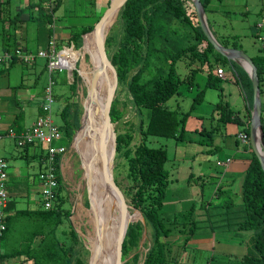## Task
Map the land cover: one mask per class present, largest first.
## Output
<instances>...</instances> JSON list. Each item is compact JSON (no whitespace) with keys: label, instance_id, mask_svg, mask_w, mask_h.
Here are the masks:
<instances>
[{"label":"trees","instance_id":"16d2710c","mask_svg":"<svg viewBox=\"0 0 264 264\" xmlns=\"http://www.w3.org/2000/svg\"><path fill=\"white\" fill-rule=\"evenodd\" d=\"M61 1L37 0L31 2L32 16L30 20L37 23H51ZM207 1L201 0L204 6ZM47 3L48 5H46ZM18 16L17 14L7 20L11 29H14L18 22ZM118 16L123 20L122 36L117 39L116 35H108L106 51L116 68L118 84L124 85L128 90L130 100L139 116L143 115V108L149 110L148 119L145 123L144 119L140 117L141 121L137 125L134 126L130 123L131 126L122 132L119 131L118 126L115 127L117 133L115 157L116 159L125 158L127 164L126 178L129 180L122 193H124L131 207L140 211L144 221L143 223L141 221L130 223L128 226L122 246L123 259L125 260L123 264H163L166 259V249L169 247V241H167L169 237L180 236V239L175 240V242L180 241L181 244H179L185 246L196 232L197 220H194L191 210L189 211L191 215L187 212L184 214L179 212L167 214L163 211L169 183V171L165 167L167 151L162 146L148 145V139L150 137L181 138L185 116H178L174 110L168 109L165 103L177 93L179 84L185 79L189 85L192 84L195 73L204 67L207 68L205 87H213L218 76L212 72V64L219 62L227 64L228 60L214 50L201 32L191 0H127ZM180 26L188 29L184 32L192 38V41L173 51L164 53L163 60L166 61V64L163 65L161 62L158 65L156 54L161 52L160 47L168 38L178 33ZM8 28L4 22L0 26V48L10 50L23 45L28 51H31L26 46L29 44L28 41L25 44L18 43L16 32L10 31ZM92 28L93 25L82 27L76 32L71 31L69 43L79 48L82 44V34L91 31ZM223 45L227 46L228 44L225 42ZM231 45L237 47L234 41ZM182 56L188 58L187 64H196L188 71L185 79L180 78L176 69V63ZM252 59L257 67L260 83L261 77L264 76V55H257ZM16 62L13 59L8 65L11 66ZM230 63L237 80L240 82L239 84L245 90L239 66L233 62ZM149 65L155 67V72L150 78H145L144 72ZM245 75L247 84L252 91L250 78L247 74ZM79 78L78 72L73 70L72 81L68 87L72 94L77 91ZM203 92L204 89L197 93L196 101L203 97ZM64 97L67 98L68 96ZM117 105L118 100L115 97L110 110L113 124H117L122 115V111L118 109ZM249 105H252V98L249 99ZM216 109L221 121L243 124L237 113L231 111L226 102L219 101L216 104ZM81 113L82 105L78 101L63 103L60 109L64 121L62 127L70 138H73L75 131L79 128ZM23 116L22 112H19L11 125L10 130H13L15 134L24 131L22 130ZM248 116L242 131L249 135L250 114ZM261 122L264 134L263 115ZM202 129L207 131L206 128ZM135 130L139 132L140 138L138 142L131 145L134 138L132 132ZM214 130H216L215 127L209 131L213 132ZM246 148L252 150L249 143L246 144ZM118 165L119 162L114 165V170L118 169ZM56 175L58 188L53 207L51 209L39 208L16 211L15 213L22 214L20 231L23 237L17 247L0 252V260L8 262L10 258L23 256L24 260L31 261V264H86L82 255L88 254L89 251L83 248L81 238L71 224V210L67 197L62 194L64 181L59 166H57ZM223 185L219 184L217 195L225 192L222 189ZM241 191V203L238 208V220L234 224V231L251 232L253 253L235 258L233 263L264 264V171L253 151L243 177ZM10 205L9 201V211L12 210ZM115 205L118 207L117 204ZM210 205L211 202H201L198 205L200 207L199 212L205 214ZM223 206L232 207L233 203L229 199L223 202ZM223 214L225 220L233 218L232 210L225 211ZM210 218L209 216L208 219ZM11 220L12 217L7 216L6 229L0 235V240L7 237L10 229L8 222ZM144 232L148 234V239L143 245L147 250L143 253L139 252V245Z\"/></svg>","mask_w":264,"mask_h":264},{"label":"rangeland","instance_id":"374dc122","mask_svg":"<svg viewBox=\"0 0 264 264\" xmlns=\"http://www.w3.org/2000/svg\"><path fill=\"white\" fill-rule=\"evenodd\" d=\"M108 1L109 0H62L59 9L55 13V16L56 19L62 20L63 18L62 16L65 15V23L68 24L67 21H69L71 25L69 31L76 32L82 27H88L92 25L94 26V24L97 22V20L100 18V16L104 13L106 8L108 7ZM215 3L218 6H220L221 9L226 7V9L230 12L229 13L230 17L229 18L222 17V19L220 20V24L223 25V28L225 27L227 31L231 30L233 27L236 34H238V36L233 37L234 38L233 41L235 42V45L237 47L243 46L244 49H255L258 55H264V45L262 41H260L257 38V36L251 35L250 32L248 31V28L246 27L248 26V24L254 25L257 20H260L262 23L261 25H263V28L259 30V34L261 36H264V10H263L264 6L262 5L264 3V0H249L248 8L250 7L253 8V11L248 9V14L245 13L246 11L244 9V1L218 0V2ZM257 6L259 8L261 6L260 8L261 10H259ZM209 16L210 14H208V17ZM56 24H58V22H56ZM122 27H123V20L119 16H117L115 22L110 27L108 35L111 34L116 35L117 39H120L122 36L121 34ZM256 28H257V23L253 26V30ZM179 29L180 30L176 35H173L171 36V38H168V40L164 42L163 46L160 47L161 52L158 53V55L156 54V59L158 60L156 62H158L157 63L158 65H160L161 62L163 65L166 64V61L163 60L164 53L173 51L179 46L185 45L190 41H192V38L187 33L184 32L188 30L186 27L180 26ZM30 35L31 33L28 36L31 37ZM218 39H219L218 41H220L221 43H225L221 38ZM70 45L71 43L69 44V46ZM72 49L81 52L80 47L76 48L73 45ZM73 53H75V51ZM188 61L189 60L186 56H182L181 59L178 60L176 63V69L181 79H185L188 71L191 68L195 67L196 65L190 63L187 64ZM66 62L67 61L65 60V57H63V63L66 64ZM74 62H76V67L80 71L81 76L83 72L88 73V76H90L91 70H90V66L88 65L89 58L86 54L78 55V57H75ZM206 69L207 68L204 67L203 69H200L196 72L194 76L196 82L194 81L193 78V83L191 84L192 87L190 90L188 86L189 82L185 79V81H183L181 84L178 85L179 87L177 93L173 95L165 103L168 109L174 110L178 114V116H185V119L183 121L184 130L182 137L181 138L171 137V139L150 137L147 143L148 145L153 147L162 146L167 151V159L165 162V167L169 171V183L165 194V200L167 199L171 200L173 196V193H171L169 190L171 191L174 190L173 191L174 195L177 197L181 195L182 192H183L182 195H185L186 191L188 192V190L190 192L194 190L195 192V194L191 192L194 202L189 201L184 203L183 206L185 210L179 211V213L184 214L185 212H187L190 213V215L191 212L189 211L191 210L193 212L192 213L193 218L194 220H197L196 222L197 227H195L196 232L193 235V237L195 236L194 240H192L193 237L192 239L190 238L189 240L192 241L190 242L188 240L189 243L187 242L185 246L180 245L181 244L180 241L173 245L171 244V242H169L168 245L169 247L166 249V259L163 264H207L208 262L210 263L211 260L210 252L207 253L204 259V257L202 256L203 254L201 252V249L195 245L197 244L195 240L196 238L203 236L202 234L205 233L206 234L205 238H209V241L205 243L209 244L212 238V232H216V231L226 232L227 237H231V236L235 238L237 237L234 234L232 235L231 233L234 232V227H235L234 224L238 220L237 214L239 213L238 208L240 205V203L237 202L238 198H236V196L232 195L229 192L227 193L226 191L222 192L219 195L215 194L213 197L211 196L212 195L211 192H210L211 195L206 193V192L209 193V191H205L206 185L207 186L210 185L211 186L210 188H214L216 185L210 184V182L207 183L206 181H210V180H206V178L208 179L211 178L210 177L204 178L202 174L198 173L199 170L197 168H199V165L203 166V164L200 163L202 161V157L200 158V152L198 153V150L201 148L208 149L209 147H214L216 142L215 137L221 134L223 135L222 138L224 139L226 137H231V135L234 136V133H236L238 130L242 129L243 127L239 123L233 121L223 122V120L222 121L213 120L212 119L213 117L217 118V116H220L218 110L216 109V104L219 101L223 103L229 101L233 109L236 112L239 111L240 119H243V117H245L247 112L246 104L247 102H249V99L252 98V95L250 92V88L245 87L244 90L243 87H241V85L239 84L240 82L237 80L236 76L230 70V68L227 67L225 63L219 62L217 64L215 63L212 64V72L215 73L217 76H218V72H220L222 76H224V78L223 79L218 78L215 84H213L214 85L213 87L211 86L205 87L203 92V97L196 101L195 96L203 86L201 85L202 84L201 80L205 78ZM9 72L11 76H13L11 77L10 82L12 83L13 86L16 85L15 90L19 89L15 96L17 99V103L19 105L18 113L22 112L24 116L27 114L28 123L31 122L30 119L28 120L29 116H31V118H36L40 115L41 105L43 102V92H44L43 88L48 86L49 78H52L53 80L52 88H51L54 96V103L52 105V117L54 123L59 127L63 136V138L58 142L63 144L65 143V145L69 146L67 153L63 158L62 165L60 167L61 175L64 181L63 183L64 188L62 194L65 197H67L68 205L71 210V216H70L71 224L73 225L75 230L78 231V234L81 238V242L83 244V248L87 249L86 247L89 246L87 236L89 235V233L93 234L94 227L92 222L90 221V216L87 213L88 204L86 205V203H88V199H87L88 197L86 194V182H85L86 179L84 177V171L82 167L83 165L80 155L76 152V149L74 148V145L72 144L71 141L73 138H70L69 134L62 127L64 121L62 120L59 110L60 106L62 107L63 103L66 102L78 101L81 104L85 98V94H86L85 87L87 85L84 82L83 78L79 75L80 78L78 80L76 87L77 91L76 93L72 94L70 88H68L72 79L71 78L69 79L67 75V71L65 69L63 70L61 69L59 71L58 69H56L52 73H49L46 67V59L44 58H36V60L33 63H28V64L16 62L9 69ZM154 72H155V67L149 65L144 72V77L150 78L154 74ZM16 73H20L23 75V79L21 81H19V74H18V78H15ZM19 82H23L21 88H18ZM259 89L261 90V103L262 106L264 107V76L261 77L260 79ZM22 91H25V93ZM60 92H64V95L66 96L68 95V97L65 98L64 95H61ZM246 94L248 95V97H246ZM21 95H26V96H23L21 98ZM115 97H117L118 100L117 107L120 111H122L120 121H118L117 124H114L115 127L118 126L119 131L122 132L123 130L129 128L131 126L130 123L133 124L134 126L137 125L139 121H141L140 117L141 119L142 118L144 119V123L147 121L149 110L143 108L142 109L143 115L139 116L138 112L136 111L134 105L130 100L129 92L126 89V87H124V85L118 84V86H116V92L114 98ZM22 110L25 112L23 113ZM263 121H264V114H263ZM210 126L219 127V128L216 129V131L214 130L212 132L209 131L212 128ZM202 127L204 128L206 127L209 133L207 131L206 132L203 131ZM132 134L134 138L132 139L133 141L131 145L138 142V139L140 138L139 132L137 130H135V132H132ZM65 141L68 143H66ZM240 143L242 144L241 141ZM41 147L44 148L45 145H42ZM223 150L224 149H222V151ZM206 152L210 153V151H206ZM115 160H116L115 164L119 162V165H118V169L114 170V176L116 181L118 182V185L123 190V188H126V186L129 183L128 178H126V174H127L126 160L123 157L118 159H116L115 157ZM15 161H16L15 159L10 160V164H11L10 170L12 172L18 170L19 167L18 166L19 162H15ZM197 162H199L200 164H197ZM20 163L24 167V172L30 171L33 173L34 176L43 174L46 170L45 164L43 162H39V158L29 163L27 161H23V162L20 161ZM193 168H196L197 171L193 172L192 170ZM192 172L194 174H192ZM36 185L33 187L34 191L29 194L31 195L32 193H34L33 195L37 197L40 191L39 190L40 184L38 185V187ZM226 186L227 185L224 184L222 189L223 188L225 189ZM216 189H218V185L216 186ZM202 193H204L203 196L205 197V200L207 202H211V205L207 207V212L205 214L199 212L200 207L198 206L199 205L198 202L200 200V198L198 197H201ZM16 199L17 200L15 201L18 208H26L25 203H23L18 198ZM229 199L232 201L233 206L228 208L224 206L222 207L223 202ZM110 200L115 202L113 197H111L109 201ZM38 203L39 201H37L34 205L30 204L29 210L39 209L40 207ZM231 210L233 211V218L231 220L230 219L225 220L223 213L225 211H231ZM133 211L134 210H131L132 219L139 218V214L134 213ZM209 216L211 217L210 219H208ZM21 218L22 217L19 215L18 220H20ZM21 226L22 224L20 222L19 225L15 224L13 227L20 229ZM245 232L246 234H248L247 231ZM244 236L239 238L243 239ZM178 237L180 238V236ZM17 239H22V238L16 237V239L11 242L12 248L17 247L18 243L21 241ZM147 239H148V234L145 233L144 237L140 241L139 252L144 253L147 250L146 247L143 246L144 243L147 241ZM246 242L248 243L247 239L245 243ZM87 250L89 251V249ZM250 250L251 248L249 249V251ZM82 257L86 261V264H88L90 251L88 252V254H83ZM13 259L14 258H10L8 260V264L13 263Z\"/></svg>","mask_w":264,"mask_h":264},{"label":"crops","instance_id":"0c3cea01","mask_svg":"<svg viewBox=\"0 0 264 264\" xmlns=\"http://www.w3.org/2000/svg\"><path fill=\"white\" fill-rule=\"evenodd\" d=\"M36 1L37 0H0V26H2V23L4 22L6 27L8 28L9 25L7 24V20L18 14L19 15L18 22L14 26V29H11V26H10L8 30L16 32L17 34L16 36H18V43L25 44V42L27 43L28 41L29 44H26V46L31 50V52H36L40 49L48 48L49 42L51 40H54L55 49L57 50V52L61 50H65V49H71L73 46L72 43L69 46L70 44L69 38L71 34V32L69 31L70 30L69 28L71 25L69 21H67L68 24L65 23V15L62 16L63 17L62 20L56 19L55 13L59 8L55 11L54 20L51 23H47V22L37 23L36 21L30 20V17L32 16L30 3L36 2ZM241 1H244V9L246 11L245 12L246 14H248V9L253 11V8L251 7L248 8L249 0H241ZM215 2H218V0H208L206 5L205 6L203 5L205 9L208 25L217 40H219L218 38H221L224 42L228 44L227 47H234L230 45V43L233 42V39H234L233 37L238 36V34H236L233 27L231 30L227 31L226 28L225 27L223 28V25L220 24V20L222 19V17H227V18L230 17L229 16L230 12L226 9V7L221 9L220 6H218ZM46 5H48V3ZM262 5L264 6V3ZM260 8L259 10H261ZM208 14H210L209 17H208ZM56 22H58V24H56ZM256 23L257 25L262 24L260 20H257ZM254 25L248 24V26L246 27L248 28V31L250 32L251 35L258 36L259 30L263 28V25L253 30ZM30 33H31L30 35L31 37L28 36ZM221 44L223 45V43ZM235 48L243 49L244 52L248 54L251 58L258 55L255 49H244L243 46L235 47ZM66 51H69V50H65V52ZM70 53H73V52L71 51ZM232 62L237 64L240 68L239 71H240L242 81H243L242 84H244L246 88H250L247 84L248 82H247V78L245 75L247 74V76H249L247 71L239 63L234 62V61ZM14 64L15 63H13L11 66L8 65V67L7 65L0 64V155L5 157V159L8 161V164H9V167L7 170V173H8V183L7 184H8V191H9V201L11 204L10 206L12 208V210L10 211V214L8 215L12 217V220L8 222V224L10 225V229L8 231L7 237L4 240L3 239L0 240V252H3V250L5 251V250L13 249L11 247V242L15 240L16 237H20V238L23 237L20 229L13 227L15 224L16 225L20 224L19 221H21V219L18 220V214H20V216L22 215L21 213H15V212L19 210H24V209L27 211L30 209L29 208L30 204L34 205L37 201H39L38 205L41 208V200L39 196L40 192L37 195V197L33 195L34 193H32L31 195L29 194L34 191L33 187L36 185V183H37L36 185L37 187L40 184L39 182L40 174L34 176L33 173L30 171L24 172V167L20 163V161L22 162L27 161L29 163L39 158V162H43L45 147L42 148L41 147L42 145H39V144L19 147L15 143L16 139L12 135V134H15V132L13 130H10L11 125L14 122L16 115L18 114V109H19L18 107L19 105L17 103V99L15 96L17 94V91L19 90L18 88H21V86L23 85V82H19L18 88H17L18 90H15L16 85L13 86L12 83L10 82L11 77L13 76H11L9 69ZM226 66L229 67L230 70L235 75L230 61H228ZM18 74H19V81H21L23 79L22 74L16 73L15 78H18ZM67 75H68V72H67ZM194 81L196 82L195 77H194ZM201 82H202L201 85H203L201 90H203L206 86L205 84L207 83L206 74H205V78H203ZM188 86L190 90L192 85L188 84ZM22 92L25 93V91H22ZM250 92L252 94L251 90ZM60 93L61 95H64V92H60ZM23 96H26V95H21V98ZM246 97H248L247 94H246ZM226 103L228 104L231 111H234L239 116V111L236 112L233 109V107L230 105L229 101ZM208 104H211V103H208ZM60 109H61V106H60ZM246 109H247L246 115L245 117H243V119H241L243 124L239 123L243 127L246 125V121L249 117L248 115L251 114V105H249V102H247L246 104ZM24 112L25 111H23V113ZM29 119L31 121L30 123L27 122V114H26L24 116L22 130L28 129L35 122L37 117L31 118V116H29L28 120ZM212 119L216 121L220 120L219 116H217V118L213 117ZM210 127L213 128L214 126H210ZM215 128L218 129L219 127H215ZM241 131L242 129L238 130L237 132H241ZM237 132L234 133V136L231 135V137H226L225 139L222 138L223 135L221 134L215 137L216 142H215L214 147H209L208 149H202V148L199 149L198 153L200 152V158L202 157V161L200 163L203 164V166L199 165V168L197 169L199 170L198 173L202 174L204 178L206 177L211 178V179L206 178V180H210V181H206L207 183L210 182V184H214L216 186L217 185L219 186V184H226L227 186L225 187V189L223 188V190L236 196V198H238L237 202L241 203L242 181H243L245 171L248 167V163L250 162V159H251L252 150H248L246 148V144L240 143V141L236 137ZM222 149L224 150L222 151ZM206 151H210V153ZM11 159H15L16 160L15 162H19L18 170L14 172L10 170V165H11L10 160ZM200 163L197 162V164H200ZM197 169L193 168L192 170L194 172V171H197ZM193 172L192 174H194ZM216 186L214 188H210L211 187L210 185L209 186L206 185L205 191H209V193L208 192L206 193L209 195H211L212 193L211 196L213 197L218 190L216 189ZM169 191L173 193V196L171 200L164 199V207H163V211L167 214H172L175 212L185 210L183 206L184 203L189 202V201L194 202L193 197H192V193L195 194L194 190L191 191L192 193L189 190L188 192L186 191L185 195H182L183 194L182 192V194L179 195L178 197L174 195V192H173L174 190L172 191L169 190ZM203 195L204 193L201 194V197H198L200 198L198 204L204 201L207 202ZM16 198L20 199L23 203H25L26 208H18L16 201H15L17 200ZM247 232L248 234H246L245 231L232 232L231 234L232 235L234 234L235 236H237L236 238L232 236L227 237L226 232H218V231L212 232V238L209 244L205 243L209 241V238H205L206 234L204 233L202 234L203 236L195 239L197 243L195 245L201 249V252L203 254L202 256L204 257V259L207 253L210 252L211 260H210V263L209 262L207 263L206 261L207 264H233L235 258H239L245 254L253 253V246L251 244L252 234L249 231ZM242 236H244L243 239L239 238ZM194 237L192 240H194ZM179 239L180 238L175 235V236L169 237L167 241L171 242V244L173 245L177 243L175 242V240L178 241ZM246 239L248 240V243L247 242L245 243ZM17 240H21V239H17ZM250 248L251 250L249 251ZM11 264H31V261L24 260L23 256H18L13 259V263Z\"/></svg>","mask_w":264,"mask_h":264},{"label":"water","instance_id":"95a60500","mask_svg":"<svg viewBox=\"0 0 264 264\" xmlns=\"http://www.w3.org/2000/svg\"><path fill=\"white\" fill-rule=\"evenodd\" d=\"M193 2L197 20L201 28V32L205 35L207 41L213 46L214 50L218 52L221 56L225 57L228 61L237 62L244 67L247 71L249 78L252 84V105H251V114H250V123H249V144L250 147L258 159L263 171H264V134L261 122L262 114V103L259 89V78L257 74V67L253 62L252 58L246 54L243 50L235 47H227L219 43V41L213 35L207 19L204 6L201 0H191ZM127 0H109L108 7L104 13L100 16L97 22L94 24L91 31L82 34V44L80 49L85 51L84 45L86 42V37L88 35H93L95 40V47L97 51V61L90 62V79L87 83L85 98L82 101V113L80 116V125L76 130L72 141L76 152L80 155L82 165L83 158L79 151L78 140L83 137V139L96 138L93 142L96 146V151L99 157L102 168V178L104 185V194L112 196L117 202L119 208V221L117 228V235L115 238V256L113 259V264H123L125 260L123 259V242L126 236V232L130 223L137 221H143L142 214L137 209H134L129 204L127 198L125 197L123 190L118 185V182L114 176V165H115V155H116V145H117V133L115 126L111 120L110 110L111 105L115 96L116 86H118V76L117 71L114 65L112 64L107 51H106V38L110 27L115 22L119 11L124 6ZM114 18L112 23L108 26L107 30L104 31L103 27L105 23L110 19ZM72 49V48H71ZM87 52V51H86ZM89 58V54L86 53ZM64 69L68 72L69 78L72 79L73 70H76L81 76L80 71L76 67V62H74L72 67L63 66ZM103 71H109L110 73V87L107 92L104 105L102 107V126L99 136L95 134L93 127V113L94 107L99 103V81L100 76ZM82 77V76H81ZM89 141V140H88ZM97 142V143H96ZM110 143V150L107 149L108 144ZM83 167V166H82ZM84 171V170H83ZM86 194L88 199V211H91L96 222L97 230L95 232L96 237L98 238V243L94 249H90L89 246L86 248L90 251V257L88 264H96L97 259L100 255V233L98 230V220H97V209L92 203L91 192H90V178L87 177L86 180ZM131 210H134V213L139 214V218L131 219ZM132 212V213H133ZM78 232V231H77ZM145 232L143 234V237ZM142 237V238H143Z\"/></svg>","mask_w":264,"mask_h":264},{"label":"built area","instance_id":"2783aa9c","mask_svg":"<svg viewBox=\"0 0 264 264\" xmlns=\"http://www.w3.org/2000/svg\"><path fill=\"white\" fill-rule=\"evenodd\" d=\"M257 27H261L258 24ZM257 38L262 41L264 45V36L260 34ZM64 50L58 51L55 49V42L51 40L48 48L40 49L36 52L28 51L23 45L17 46L10 50H0V64L8 65L13 59L21 63H33L36 58L46 59V67L49 73L54 70H63L66 64L63 63L61 53ZM220 78H224L220 72H218ZM52 78H49V84L46 86L43 92V102L41 105V113L35 120V122L26 130L20 134H12L16 139L15 143L19 147H25L28 145H45L44 161L46 170L43 174H40V200L41 207L43 209H51L54 201L57 197V166L61 172V165L63 158L67 153L68 146L65 143H59L63 136L59 127L54 123L52 117V105L54 103V96L52 93ZM264 114V107L262 106V114ZM243 144L249 143L248 134L244 131L238 132L236 136ZM8 161L0 155V235L6 229L7 216L10 214L8 210L9 204V191H8ZM0 264H8L5 260H0Z\"/></svg>","mask_w":264,"mask_h":264},{"label":"bare ground","instance_id":"6f19581e","mask_svg":"<svg viewBox=\"0 0 264 264\" xmlns=\"http://www.w3.org/2000/svg\"><path fill=\"white\" fill-rule=\"evenodd\" d=\"M114 18H110L104 25L103 30L106 31L108 26L112 23ZM85 51L81 50H73V49H65L71 51H75V53H70L69 51L65 50L61 53L62 58L65 57L66 65L68 67L73 66V62L75 57H78V55H83L88 53L89 60L92 62L97 61V51L95 47V40L93 35H88L86 37V42L84 45ZM87 51V52H86ZM81 53V54H80ZM90 66V62L88 64ZM59 71V70H58ZM99 81V103L94 107V113H93V130L96 134V136H99V133L101 132V126H102V107L104 105V101L107 95V92L110 87V73L109 71H103V73L100 76ZM219 77V76H218ZM82 78L84 82L88 83L90 76H88V73L83 72ZM251 82V80H250ZM252 87V84H251ZM89 140V141H88ZM83 139L80 138L78 140L79 143V151L81 153V156L83 158V170H84V177L85 179L87 177L90 178V194H91V200L94 206L97 209V220H98V230L100 233V255L97 259L96 264H113V259L115 256V238L117 235V228H118V221H119V208L115 205L117 202L109 201V199L112 197L108 194H104V185H103V178H102V168L101 163L99 161V157L96 151V145L93 143L95 142L96 138L90 139ZM97 143V142H96ZM108 150H110V143L107 147ZM99 211V212H98ZM87 213L90 216V221L93 224L94 230L93 234L89 233L87 236L88 244L90 249H94L98 243V238L96 237V222L95 218L91 211H87ZM100 213V216H99ZM132 216V215H131ZM130 218L132 219V217Z\"/></svg>","mask_w":264,"mask_h":264}]
</instances>
